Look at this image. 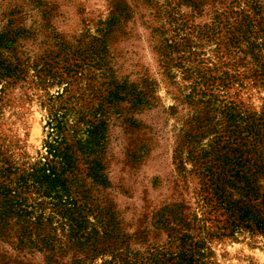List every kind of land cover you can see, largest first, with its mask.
Listing matches in <instances>:
<instances>
[{"label": "rangeland", "instance_id": "rangeland-1", "mask_svg": "<svg viewBox=\"0 0 264 264\" xmlns=\"http://www.w3.org/2000/svg\"><path fill=\"white\" fill-rule=\"evenodd\" d=\"M243 19L256 36L259 58L250 56L244 38L224 46L226 30ZM4 33L15 34L11 47L20 59H29L21 79L0 80L3 156L18 173L42 164L47 142L61 139L47 125L54 109L74 108L75 115L82 111L97 125L103 120L102 145L95 148L97 170L91 171L82 152H75L83 215L118 230L112 248L126 253L129 262L119 264H154L156 258L157 264H175L181 242L156 216L173 219L175 207H181V216L203 218L200 178L187 158L191 144L184 141L194 112L207 111L213 124L229 107L237 118L253 114L264 122V77L255 70L256 63L264 66V0H0ZM45 55L50 75L41 84L35 64ZM111 94L112 104L110 97L105 100ZM99 109L102 113L92 115ZM245 136L222 139L221 149L211 140L214 133L205 132L192 146L202 153L212 148L229 152L248 143L251 135ZM23 197L29 210L43 208L44 216L53 217L57 234L63 233L66 219L50 198L34 187ZM14 222L7 228L15 242L20 225ZM191 225L194 245L202 246L203 255H195L198 264H264V234L241 228L210 238L205 227L215 230L213 221ZM103 244L100 237L96 248ZM101 253L90 261L74 250L63 260L77 256L83 259L80 264H107L111 253ZM43 259V253L0 242V264Z\"/></svg>", "mask_w": 264, "mask_h": 264}, {"label": "trees", "instance_id": "trees-1", "mask_svg": "<svg viewBox=\"0 0 264 264\" xmlns=\"http://www.w3.org/2000/svg\"><path fill=\"white\" fill-rule=\"evenodd\" d=\"M230 28L232 30H226L228 36L223 42L225 47L233 46L235 38H244L248 43L247 48L250 56L258 58L261 56L256 36H252L249 22L245 23L243 19V21H237ZM13 36L15 34L11 33L0 35V80L21 79L25 73L24 61L26 62L29 57L23 56L25 59H20L16 49L11 47V42H14ZM46 60L47 56L45 55L35 64V66H40L37 70V77L41 84H44L46 76L50 75L49 70L46 69L48 66ZM256 68L258 75L263 78L264 66L256 63ZM108 98L112 104L115 96L111 94L105 100L107 101ZM206 106L208 107L209 104ZM225 109L226 111L221 112L222 118L213 124V117L209 116L207 111L201 114L199 113L201 111L196 110L191 118L193 122L191 129L184 134V141L191 144L187 158L194 161L200 178L198 207L203 218H198L196 214L190 218L181 216V207H175L176 214L173 219L162 214L156 216L158 223L164 224L167 221L165 224L172 236L181 242L179 252L174 257L176 258L175 264H198L195 255H203L200 252L202 246L196 245V243L194 245L189 230L193 227L192 223H198L200 220L215 223V230L210 231L208 227H205L207 236L210 238L233 235L241 228L264 234L263 117L247 114L237 118L230 112L229 107H225ZM74 111V108L66 107L63 111L54 109L51 112V120L47 122V125L58 132L61 139L53 138L47 142L48 155L42 164L32 166L31 171L18 173L17 168L12 166L0 151V242H9L19 251L26 253H43V262L38 264L82 263L83 259L77 256H71L69 262L63 260V255L74 250L83 251V258H89L90 261L97 254H102L101 251L103 254L104 251H109L112 258L110 261H106L107 264H119L120 261L129 263L126 260L128 257L126 253H123L122 256V252L112 248L119 238L118 230L116 229L115 232L114 229H109L106 222L100 225L91 223L83 215L84 206L80 203L81 194L74 173L77 161L75 152L81 151L86 162L90 164L89 169L96 171L99 164L95 159V148L102 145L100 140L103 137L100 133L105 130V126H103V120L97 125L94 120L86 118L84 112L81 111L80 115H75ZM97 111L102 113V109H99L96 112H91L92 115H96ZM70 115L73 116L72 123L69 122ZM82 124L85 125L84 128H81ZM205 132L214 133L215 138L211 140L221 149H223L220 144L222 139L228 142L229 137L243 132L246 133L245 137L251 136H249L248 143L236 145L229 152H221L219 148H212L208 153H202L200 150L196 152L193 149L192 141H196V137H203ZM178 151L181 154V150ZM210 153L211 158L207 159ZM92 154L93 156H91ZM179 162L183 167V160L180 159ZM32 187L42 196L50 198L49 203L52 207L60 209L59 212L66 219L61 226L63 231L61 235L56 232L57 226L52 224L53 217L44 216L41 211L43 208H39V212L33 211V206H31L33 209H28L30 205L23 194ZM35 203L41 204L40 201ZM13 218H15L14 223L20 225L16 236L13 234L16 237L15 242L11 241L13 236L8 232L10 229L7 228ZM98 227H101L103 236L98 235ZM108 233L110 250H107L108 245H105ZM100 237L104 243L101 247L102 250L96 248ZM185 244L187 245L184 246ZM116 250L117 252H115ZM159 260L156 258L154 264L159 263Z\"/></svg>", "mask_w": 264, "mask_h": 264}]
</instances>
